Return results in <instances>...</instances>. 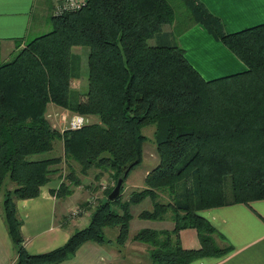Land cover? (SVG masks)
I'll return each instance as SVG.
<instances>
[{
	"label": "trees",
	"instance_id": "16d2710c",
	"mask_svg": "<svg viewBox=\"0 0 264 264\" xmlns=\"http://www.w3.org/2000/svg\"><path fill=\"white\" fill-rule=\"evenodd\" d=\"M190 9L245 71L204 80L179 45L150 44L173 21L166 0H87L78 11L51 15V30L0 63V210L16 251L12 264L58 263L86 242H111L110 227L118 251L126 241L136 242L144 247L147 264H190L231 249L198 212L264 199V23L227 34L200 4L192 1ZM76 46L89 50L88 88L72 105L70 90L78 82L70 72V54ZM53 107L88 122L78 129L53 128L47 117ZM146 126L153 127L158 162L143 187L125 198L120 188L109 200L117 178L122 175L124 182L141 161ZM56 142L62 155L34 157L52 152ZM90 169L96 182L102 174L112 180L102 198L78 205L89 213L87 223L62 246L29 254L16 201L37 197L56 177L61 181L51 192L65 198ZM180 183L185 202L174 200ZM227 184L230 200H225ZM134 218L171 227L131 232ZM185 229L195 230L198 248L182 246L179 233Z\"/></svg>",
	"mask_w": 264,
	"mask_h": 264
},
{
	"label": "crops",
	"instance_id": "0c3cea01",
	"mask_svg": "<svg viewBox=\"0 0 264 264\" xmlns=\"http://www.w3.org/2000/svg\"><path fill=\"white\" fill-rule=\"evenodd\" d=\"M192 1L200 4L208 14L216 18L227 34L264 23V0ZM50 17V0H0V59L6 60L11 53L17 51L18 44L27 42L28 36L48 27L47 19L50 22ZM171 27H176V24H170L169 28ZM171 44H177L184 50L185 58L204 80L246 70V66L194 18L178 27L176 38L172 39ZM51 109L58 110L54 107ZM64 113L60 111L56 115ZM147 172L145 171L143 179ZM108 177L111 179V176ZM143 179L137 185L128 178V185L141 188ZM59 183V178H53L40 187L37 197L16 201L17 214L22 222L20 229L23 244L29 254H41L62 246L74 229L87 223L89 213L76 219L67 217L66 204L74 200L72 195L71 200L67 199L70 197L68 196L58 206V198L51 191H55ZM96 185L91 184L90 187ZM85 189L90 188L85 184ZM102 197L103 193L98 198ZM198 213L215 228L231 249L220 257H204L190 264H264V199L247 204L227 203L200 210ZM130 226L134 232L144 227L169 228L171 224L132 220ZM179 237L183 247L198 248L194 229L182 230ZM112 255L105 244L86 242L71 258L55 264H120ZM121 257L126 264H133L132 260L136 262L135 259H139L136 263L147 261L144 252L128 249L121 253ZM15 259V247L7 233L0 210V264H12Z\"/></svg>",
	"mask_w": 264,
	"mask_h": 264
},
{
	"label": "rangeland",
	"instance_id": "374dc122",
	"mask_svg": "<svg viewBox=\"0 0 264 264\" xmlns=\"http://www.w3.org/2000/svg\"><path fill=\"white\" fill-rule=\"evenodd\" d=\"M166 2L170 5V7L172 8L173 11V24H176V27H171L169 28L170 24H165L162 26L161 32L160 34L156 35L154 38L155 39H151L149 41L150 44H166V43H171L172 39L176 38V33L178 31V27L181 26L184 22H186L189 19H192L193 17V10L190 9L191 5H192V0H166ZM46 23V21H45ZM47 25L48 27L46 28H41L39 29L38 32H36V34H32L30 36H28L27 41L33 39L34 37L46 33L49 30H51V21L49 22L47 19ZM18 44V43H17ZM24 44H18L16 46L17 51L22 48ZM15 51L14 54H10L9 57L6 58L7 61H9L17 52ZM88 47L86 46H76L73 47L71 49V54H70V72L71 75L77 78L78 84L77 86H74L73 88H71L70 90V103L72 105L75 104V102L77 101V99L80 97L81 94H84L87 91L88 88V66H87V54H88ZM6 60H1L0 59V63L6 61ZM62 111L61 109H51L50 112L47 114V117L49 118V120L51 121V126L53 128H57L59 130H61L64 125L58 120V115H56V113ZM65 112V111H62ZM142 133L147 137L146 141L143 144L141 153V161L135 165L131 171L128 174L127 179L122 182V186H121V195L122 197H127L128 193L130 191H132L133 189H139L138 188H133L131 186H129L128 184V178H130L131 180H134L135 183L137 185L142 183V179H143V175L145 173V171H149L154 165H156V163L158 162V157L156 155L155 149H154V144L152 142V137H153V127L152 126H146L144 128H142ZM62 155V144L61 142H56L55 144V148L52 150V152L50 153H44L41 155H35L34 157H46V156H50L52 157V155ZM62 178L63 176L67 173V168H62ZM93 172L91 169L87 172L86 175L80 174V179L81 182L78 186H75L73 188L74 191L72 190L71 194L74 198L73 201H71L70 203L66 204V207L68 208V212L66 213V215L71 211V210H76L79 208L78 205H81L85 198L87 197L88 200H96L99 196H101V194L107 189L106 187L109 186L111 184V179H108L109 175L107 176V174H102L101 178L99 179V181H95L93 178ZM76 173H77V169H76ZM56 179V178H55ZM61 181V179H59V182ZM104 183L105 185L103 186ZM85 184L88 188H90L89 190L85 189ZM91 184H97L96 186L97 189H94V187H90ZM7 188L11 189L12 187L10 186L9 182H6ZM143 186V185H142ZM3 189V188H2ZM95 191H93V190ZM92 191V192H90ZM2 193L3 190L0 191V198H2ZM70 195H67L65 198L64 197H60L58 199V206L62 205V203H64L63 201ZM72 196L68 197V200H71ZM232 197L231 191L229 190V185H226L225 188V200H230ZM78 199V200H77ZM75 200H77V204L75 202ZM174 200L178 201V202H185L186 200V194L184 191V184L180 183L177 188H176V192L174 195ZM86 201V200H85ZM148 203V202H147ZM146 204V203H144ZM144 206V205H143ZM145 207L150 208V204L148 203ZM79 217V216H78ZM76 219V218H74ZM134 220H138L137 218H134ZM131 224V222H130ZM79 227H83V226H79ZM131 227V226H130ZM115 228L117 229V227L115 226ZM111 230L107 229L106 233H108L109 238L111 240V242L106 243L105 246L106 248L109 250L110 255H112V258L114 260H116L117 262H119L120 264H126L127 262L121 257V253L118 251V248L115 246L114 242H113V238H114V234L113 231L115 229L111 228ZM131 231V229H130ZM132 232V231H131ZM132 234V233H131ZM123 249V250H122ZM122 251L125 253V249L129 250H134V251H138V252H143L144 251V247L136 242H132L130 241H126V243L124 244V248L122 247ZM139 259H135L136 262H138ZM133 264H147L148 261L142 263H136L132 260Z\"/></svg>",
	"mask_w": 264,
	"mask_h": 264
},
{
	"label": "built area",
	"instance_id": "2783aa9c",
	"mask_svg": "<svg viewBox=\"0 0 264 264\" xmlns=\"http://www.w3.org/2000/svg\"><path fill=\"white\" fill-rule=\"evenodd\" d=\"M50 2L52 16H60L67 12L78 11L84 8L87 4V0H50ZM58 120L64 125L65 128L67 127L69 129H78L88 122V119L85 116L75 113L71 115H67L65 113L59 114ZM102 184L103 186L105 185L104 183ZM79 214H87V212L84 211L81 207H79L76 210H71L67 216L68 218L74 219L78 218Z\"/></svg>",
	"mask_w": 264,
	"mask_h": 264
},
{
	"label": "water",
	"instance_id": "95a60500",
	"mask_svg": "<svg viewBox=\"0 0 264 264\" xmlns=\"http://www.w3.org/2000/svg\"><path fill=\"white\" fill-rule=\"evenodd\" d=\"M130 166H131V164H130ZM126 171H127V169L124 171L123 174H125ZM122 182H123V177H122V175H120V176L117 178V180H116V182H115L113 188L111 189V191H110L109 194H108V199H109V200H113V199H115V198L119 195V193H120V188H121V186H122Z\"/></svg>",
	"mask_w": 264,
	"mask_h": 264
}]
</instances>
